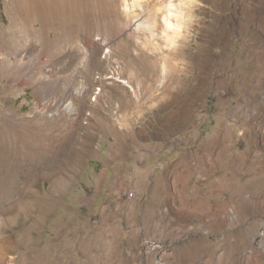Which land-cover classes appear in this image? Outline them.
<instances>
[{
	"label": "rangeland",
	"instance_id": "374dc122",
	"mask_svg": "<svg viewBox=\"0 0 264 264\" xmlns=\"http://www.w3.org/2000/svg\"><path fill=\"white\" fill-rule=\"evenodd\" d=\"M158 3L0 0V264H264V0Z\"/></svg>",
	"mask_w": 264,
	"mask_h": 264
},
{
	"label": "clouds",
	"instance_id": "9594fccd",
	"mask_svg": "<svg viewBox=\"0 0 264 264\" xmlns=\"http://www.w3.org/2000/svg\"><path fill=\"white\" fill-rule=\"evenodd\" d=\"M197 7L196 0H159L155 13L160 17L162 27L158 32H151L149 39L162 42V47L178 46L187 38L192 24L198 19L195 14Z\"/></svg>",
	"mask_w": 264,
	"mask_h": 264
},
{
	"label": "bare ground",
	"instance_id": "6f19581e",
	"mask_svg": "<svg viewBox=\"0 0 264 264\" xmlns=\"http://www.w3.org/2000/svg\"><path fill=\"white\" fill-rule=\"evenodd\" d=\"M125 1V7H126V9H128L129 8V6H131V4H132V6H140V8L141 7H143V8H146V6H148L149 5V3H150V1L151 0H133V2L132 3H129L128 2V0H124ZM130 9V8H129ZM134 11L133 10H131L129 13L131 14V13H133ZM137 14V13H136ZM152 14H155V12L153 11V10H151L150 11V15H152ZM147 27L148 28H150V29H152V24L151 23H147ZM84 51H85V55L87 56V52H86V49H84ZM53 79H52V76L50 75V74H47V73H45L44 71H39L38 73H36L34 76H33V80H32V82H30L31 84H36V85H39L40 84V82H43V83H45V82H51ZM85 89H86V85H82V86H80L79 88H77L76 90H75V92H76V94L77 95H83L84 94V92H85ZM71 109H74V102H73V100H70L64 107H59V106H57V108H56V111H60V110H71ZM186 202V201H185ZM196 203L197 205H199V204H201L200 203V201H193V203ZM186 203H183V205H185ZM152 212H153V209H152ZM154 213V212H153ZM154 215H155V213H154ZM234 215V214H233ZM235 217V216H234ZM158 219V218H157ZM174 231H175V229H174ZM172 232V231H171ZM175 233V232H174ZM226 244V243H225ZM205 245V244H204ZM204 245H198V246H196L195 248H193V246H192V251H190V253H191V255H193L194 257L196 256V257H199V256H201V255H207L208 253H209V260H211V261H216L217 259H219V261L221 260V257H219L218 258V256L215 254V248H210V247H207V246H204ZM195 246V245H194ZM191 247V246H190ZM189 247V248H190ZM187 250V249H186ZM191 250V249H190ZM182 251V250H181ZM183 251H185V250H183ZM184 253H186V252H184ZM199 259H200V257H199Z\"/></svg>",
	"mask_w": 264,
	"mask_h": 264
},
{
	"label": "crops",
	"instance_id": "0c3cea01",
	"mask_svg": "<svg viewBox=\"0 0 264 264\" xmlns=\"http://www.w3.org/2000/svg\"><path fill=\"white\" fill-rule=\"evenodd\" d=\"M146 169V171H148L147 170V168H145ZM144 169V166H141V169H138L137 168V170L136 171H138L139 172V174H141V173H144L143 171L145 170ZM114 173H117V175H118V177H120L121 175L124 177V180H126L127 179V174H126V171H124V169L122 170V169H119V171H116L115 172V170L113 171Z\"/></svg>",
	"mask_w": 264,
	"mask_h": 264
},
{
	"label": "built area",
	"instance_id": "2783aa9c",
	"mask_svg": "<svg viewBox=\"0 0 264 264\" xmlns=\"http://www.w3.org/2000/svg\"><path fill=\"white\" fill-rule=\"evenodd\" d=\"M133 196H134V192L131 191V192L129 193V197H133Z\"/></svg>",
	"mask_w": 264,
	"mask_h": 264
}]
</instances>
